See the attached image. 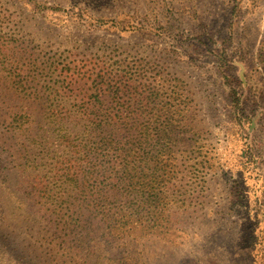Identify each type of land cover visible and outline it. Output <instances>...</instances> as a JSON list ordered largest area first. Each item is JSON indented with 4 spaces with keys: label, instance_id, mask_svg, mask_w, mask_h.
Here are the masks:
<instances>
[{
    "label": "rangeland",
    "instance_id": "obj_1",
    "mask_svg": "<svg viewBox=\"0 0 264 264\" xmlns=\"http://www.w3.org/2000/svg\"><path fill=\"white\" fill-rule=\"evenodd\" d=\"M106 111L181 124L129 201L101 179L116 230L67 173ZM0 264H264V0H0Z\"/></svg>",
    "mask_w": 264,
    "mask_h": 264
},
{
    "label": "trees",
    "instance_id": "obj_2",
    "mask_svg": "<svg viewBox=\"0 0 264 264\" xmlns=\"http://www.w3.org/2000/svg\"><path fill=\"white\" fill-rule=\"evenodd\" d=\"M111 83L102 82L100 91L112 93ZM85 119L89 125L82 158L79 163L71 161L67 170L70 186L80 190L81 194V211L76 223L87 226L106 221L111 230H116L117 226L124 227L131 222V214L128 210L115 214L110 209L107 212L102 210L101 179L104 180L110 198L117 196L121 201H129L131 197L125 192L130 189L132 191V169L129 167L133 143L138 141L139 144L148 145V156L152 161L160 162L162 156L170 159L173 155L172 141L176 139L181 124L178 116L161 112L120 115L107 111L95 112L86 115ZM66 137L72 140V135ZM98 137H101L100 140ZM129 140H132V144ZM154 175V181L162 177ZM165 178L172 179L171 176ZM165 178L159 181L158 186L155 184L150 188L155 195L154 208L160 205L157 196L161 184L164 183L165 189L170 184Z\"/></svg>",
    "mask_w": 264,
    "mask_h": 264
}]
</instances>
